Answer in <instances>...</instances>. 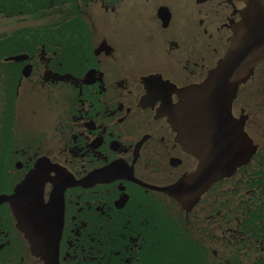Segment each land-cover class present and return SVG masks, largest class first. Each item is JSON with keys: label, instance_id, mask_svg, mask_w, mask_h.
<instances>
[{"label": "flooded vegetation", "instance_id": "flooded-vegetation-1", "mask_svg": "<svg viewBox=\"0 0 264 264\" xmlns=\"http://www.w3.org/2000/svg\"><path fill=\"white\" fill-rule=\"evenodd\" d=\"M244 7L0 0V19L16 23L0 27V195L29 179L41 223L58 234L62 218L57 251L48 245L41 257L0 204V264H229L207 245L244 237L238 214L264 206L251 195L259 148L196 204L166 191L198 166L172 114L224 56ZM232 114L264 145V63L239 87ZM263 245L250 243V263Z\"/></svg>", "mask_w": 264, "mask_h": 264}, {"label": "water", "instance_id": "water-1", "mask_svg": "<svg viewBox=\"0 0 264 264\" xmlns=\"http://www.w3.org/2000/svg\"><path fill=\"white\" fill-rule=\"evenodd\" d=\"M243 2L245 7L228 39L226 53L202 83L184 91V101L172 114L179 139L198 160L191 175L165 190L182 206L196 204L215 183L230 178L246 165L258 149L242 122L232 114L239 86L264 62V0ZM29 195L35 193L26 179L12 195H0V204L10 206L17 228L24 233L33 254L43 257L47 251H57L62 218L55 225L57 234L56 229L52 231L49 225L41 223L39 199L33 200Z\"/></svg>", "mask_w": 264, "mask_h": 264}, {"label": "trees", "instance_id": "trees-1", "mask_svg": "<svg viewBox=\"0 0 264 264\" xmlns=\"http://www.w3.org/2000/svg\"><path fill=\"white\" fill-rule=\"evenodd\" d=\"M258 154H263L264 156V150L259 151ZM260 162L264 163V157L260 158ZM256 177L260 179V183L258 187H255V192L251 195H254L253 200L264 203V168ZM246 211L248 210H244L243 214L241 212L237 216L240 220L238 227L243 232L244 237L238 236V239L224 241L223 246L232 248V253L228 257L231 264H264L263 254H261V257H257L256 261L252 263H250L248 258L250 243L256 241L264 244V239L261 237L264 234V206L253 208L252 210L249 209L248 213ZM248 236L250 237L247 238Z\"/></svg>", "mask_w": 264, "mask_h": 264}, {"label": "rangeland", "instance_id": "rangeland-1", "mask_svg": "<svg viewBox=\"0 0 264 264\" xmlns=\"http://www.w3.org/2000/svg\"><path fill=\"white\" fill-rule=\"evenodd\" d=\"M16 23L13 21V20H11V19H0V27H2V28H7V26L8 27H10L11 25H15ZM263 99V98H262ZM22 116H23V113L21 114ZM264 122V121H263ZM224 188H229V187H223V189ZM230 194V192H228V195ZM226 227H227V225H226ZM176 230V229H175ZM174 230V231H175ZM216 234H219V232L218 231H216L215 232ZM175 235H177V233L175 232ZM209 242V241H208ZM209 244V243H208ZM207 250L209 251V254H210V256H211V251L212 250H221V251H224V252H226L227 253V255L229 254V253H232L231 251H232V248H226V247H224L223 245H222V247L220 246V245H216V244H209V245H207ZM225 255V254H224ZM249 258V257H248ZM224 259H226V257H224Z\"/></svg>", "mask_w": 264, "mask_h": 264}]
</instances>
